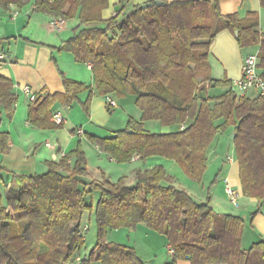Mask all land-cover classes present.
<instances>
[{"label":"trees","instance_id":"obj_1","mask_svg":"<svg viewBox=\"0 0 264 264\" xmlns=\"http://www.w3.org/2000/svg\"><path fill=\"white\" fill-rule=\"evenodd\" d=\"M31 1L0 0V6L22 9ZM221 1L151 0L149 8L135 6L109 20L103 18L109 0H35V12L65 21L77 17L80 26L60 50L71 53L77 63L93 65L99 95L134 96L143 113L140 123L130 120L112 138L89 137L102 153L117 164L131 163L135 157L143 162L166 158L201 183L209 147L218 134L232 129L243 195L262 202L264 97H240L230 82L213 81L209 56L218 34L238 32L242 50L259 46L258 70L264 79V33L258 30L257 13L245 19L223 16ZM260 2L264 9V0ZM3 42L0 39V49ZM207 83L229 90L203 100L198 93ZM64 86L65 94L40 95L30 104V126L62 128L52 122V108L73 104L89 89L67 79ZM16 101L12 83L0 78V109L12 117ZM1 119L0 112V124ZM147 121L167 127L190 123L163 135L147 132ZM8 140L7 134H0L1 154L9 151ZM45 165L46 173L14 175L0 191V264H146L133 247L107 240L109 232L140 225L166 238L173 252L168 264H264V242L242 249L243 219L215 212L209 195L206 203H198L173 185L162 166L136 171L134 186L125 178L115 184L102 178L86 191L80 188V178L87 175L80 142L58 163ZM4 172L0 162V178ZM216 182L217 177L212 185ZM93 192H99L96 204L93 197L88 199ZM86 212L94 214L97 242L88 259H81Z\"/></svg>","mask_w":264,"mask_h":264},{"label":"crops","instance_id":"obj_2","mask_svg":"<svg viewBox=\"0 0 264 264\" xmlns=\"http://www.w3.org/2000/svg\"><path fill=\"white\" fill-rule=\"evenodd\" d=\"M150 2L151 0H109V8L103 12V18L109 20L120 12L126 14L133 7ZM220 11L223 16L237 15L240 19L257 13L260 23L258 30L264 33L262 28L264 9L260 0H222ZM55 18L36 13L35 0L22 9L14 5L8 8L0 6V39L4 40L0 55L5 57L0 61V78L12 83L13 93L17 97L12 117L7 116L3 108L0 109L2 114L0 134L9 136L7 143L9 151L7 154L0 153V158L17 166L15 175L33 176L46 173L48 171L46 162L58 163L64 155L75 150L80 142L87 160V175L80 178L81 190L89 191V185L101 182L102 178L112 184L125 178L128 186H134L136 171L162 166L173 179V185L188 192L198 203H206L209 195L210 205L215 212L244 220L246 228L241 243L243 250H249L254 244L264 242V201L259 202L243 195L232 129L224 134H218L209 147L206 172L201 183L185 176L175 161L162 157H153L145 162L134 158L131 163L117 164L102 153L99 146L89 141V137L112 138L115 132L124 130L130 120L140 123L143 113L135 105L134 96L119 99L115 95H99L94 87L93 65L77 63L71 53L60 50L62 44L74 36L75 29L80 26L79 19L76 17L64 20L61 29L54 30L51 22ZM249 55L251 54L247 50L239 47L237 39L229 31L218 34L209 56L213 81L230 82L234 89V84L242 79L244 61ZM65 79L84 84L89 89L79 94L73 104L57 103L52 108V117L58 111L62 113L65 120L62 128L42 130L30 126L28 110L32 102L23 93V88L29 87L35 97L63 95L66 92ZM205 86L207 98L220 97L229 90L220 88L221 94H218L212 91L209 83ZM234 91L240 97L249 99L259 96L254 90L247 93H241L237 89ZM108 98L115 102V107L110 106ZM189 123L184 126L167 127L158 121H147L143 123V127L152 134L166 135L182 131ZM78 132L81 135H78ZM162 159L166 161L162 163ZM0 162L3 165L2 161ZM171 171L178 173L182 180L176 179ZM216 177L217 182L212 185ZM11 179L12 176L9 175L7 178H0L1 192L4 183ZM227 184L239 192L241 200H245L243 204L231 207L223 200L221 195L226 197ZM91 197L96 204L99 192L88 194L90 201ZM225 199L227 200V197ZM94 225V214L86 212L81 224L83 233H89ZM110 237L113 240H110ZM107 240L133 247L146 264H168L172 260L173 252L166 238L150 231L144 225L138 226L135 230L109 232ZM178 264L190 262L182 260Z\"/></svg>","mask_w":264,"mask_h":264},{"label":"built area","instance_id":"obj_3","mask_svg":"<svg viewBox=\"0 0 264 264\" xmlns=\"http://www.w3.org/2000/svg\"><path fill=\"white\" fill-rule=\"evenodd\" d=\"M116 15H114L115 17ZM63 19L61 18H55L51 22V26L54 30H60L61 26L63 24ZM5 57L3 55H0V61H3ZM258 54H251L245 58L243 70H242V79L234 84V89L238 90L241 93H247L249 91H257L258 95L260 97H264V79L260 76L259 70H258ZM23 93L26 95V97L29 99L30 102H34L36 97L31 91L29 87L23 88ZM109 104L112 107H115V102L108 98ZM52 122L58 126H61L64 124L65 120L61 112L54 113L52 117ZM78 135H81L80 132L77 133ZM49 147V145H47ZM135 159H138V157H135ZM225 194L231 203L232 206L237 207L239 198L241 197L239 192L229 184L225 187Z\"/></svg>","mask_w":264,"mask_h":264},{"label":"rangeland","instance_id":"obj_4","mask_svg":"<svg viewBox=\"0 0 264 264\" xmlns=\"http://www.w3.org/2000/svg\"><path fill=\"white\" fill-rule=\"evenodd\" d=\"M264 28V27H262ZM244 50H247L250 54H257L259 52V46H253V47H249V48H246ZM213 90L212 91H215V93H218V94H221L219 92H221V89L220 88H212ZM215 89V90H214ZM129 97V96H128ZM127 97L125 98H119V99H126ZM226 151V149H225ZM222 152V151H221ZM0 161H2L3 163V167L5 169V172H4V175L2 174L1 175V178H7V175L9 176H14L15 173L17 172V166L16 165H13V164H10L6 161H3V158H0ZM164 161L166 160H161V162L163 163ZM224 161V159H223ZM182 170V169H181ZM174 176L176 177V179L178 180H182L181 179V176L177 173H174L173 171H171ZM183 172V171H182ZM24 174V173H23ZM184 174V173H183ZM186 176V175H185ZM209 186V185H208ZM221 197L223 198V200L226 202V203H229V205L232 207L231 203L229 202L228 198L227 200L225 199L226 197L224 195H221ZM228 201V202H227ZM243 202H245V200H241V198H239V201H238V205L240 206L241 204H243ZM234 207V206H233ZM114 236H116V234H114ZM84 238H85V247L83 248V250L81 251V256L83 259H88L92 249L95 247L96 245V242H97V231H96V225L92 226L91 227V230L89 231V233L85 234L84 233ZM110 240H113L112 237H110ZM128 241V240H127ZM139 246V244L137 245ZM139 250H140V247H139ZM94 264H100V263H94Z\"/></svg>","mask_w":264,"mask_h":264},{"label":"water","instance_id":"obj_5","mask_svg":"<svg viewBox=\"0 0 264 264\" xmlns=\"http://www.w3.org/2000/svg\"><path fill=\"white\" fill-rule=\"evenodd\" d=\"M155 4L156 5H159V6L162 5V3L160 1H156ZM151 6H152V4L148 3V4L143 5L142 7L144 9H146V8L151 7ZM238 37H239V33L238 32H235V38L238 39ZM198 94H199V98H201L203 100H206L207 99V87L206 86L202 87L199 90V93ZM232 138H234V134L232 135Z\"/></svg>","mask_w":264,"mask_h":264}]
</instances>
